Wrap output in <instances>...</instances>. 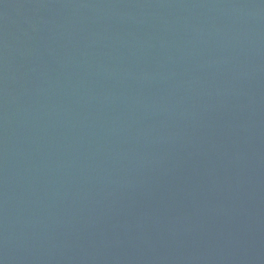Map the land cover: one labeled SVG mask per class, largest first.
<instances>
[{
    "label": "water",
    "instance_id": "obj_1",
    "mask_svg": "<svg viewBox=\"0 0 264 264\" xmlns=\"http://www.w3.org/2000/svg\"><path fill=\"white\" fill-rule=\"evenodd\" d=\"M0 264H264V0H0Z\"/></svg>",
    "mask_w": 264,
    "mask_h": 264
}]
</instances>
